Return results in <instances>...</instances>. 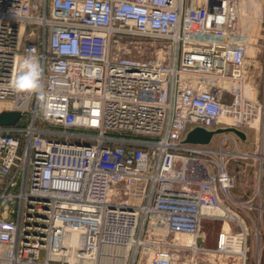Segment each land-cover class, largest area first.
Returning <instances> with one entry per match:
<instances>
[{
  "label": "built area",
  "instance_id": "built-area-1",
  "mask_svg": "<svg viewBox=\"0 0 264 264\" xmlns=\"http://www.w3.org/2000/svg\"><path fill=\"white\" fill-rule=\"evenodd\" d=\"M238 34V0H0V112L20 111L0 125V264H261L263 141L258 201L232 195L243 129L264 127ZM33 55L41 90L17 92ZM196 126L245 137L184 142Z\"/></svg>",
  "mask_w": 264,
  "mask_h": 264
},
{
  "label": "rangeland",
  "instance_id": "rangeland-1",
  "mask_svg": "<svg viewBox=\"0 0 264 264\" xmlns=\"http://www.w3.org/2000/svg\"><path fill=\"white\" fill-rule=\"evenodd\" d=\"M257 7L254 12L247 10V13L243 12L246 7L244 0H239V10L240 16H242L243 27H239L240 32H245L247 34L246 38L249 40L247 61L245 69L249 75L250 82H258V76L264 74V43L262 42L263 27L261 22V17L264 12V0H256ZM245 30V31H244ZM149 40L137 39L133 43L134 53L141 57H150L154 46H151ZM158 44V43H157ZM159 45V44H158ZM152 49V50H151ZM252 59L253 61H251ZM246 132V140L238 141V148L241 150L248 151L251 156L244 158H237L233 163L232 170L236 174L237 182L236 186L232 191V195L235 199H244L249 196L255 195L253 201L257 202L258 197L255 190V183L257 177V170L259 167V159L256 156L261 150L262 141L264 144V127H259V130L255 128H244ZM263 133V136H262ZM216 138H214L215 140ZM262 139V140H261ZM212 144H216L214 141ZM264 150V147H263ZM264 183V174H263ZM262 202L264 205V186H262ZM231 208L238 210L235 206L231 205ZM220 222L205 221L201 226L200 242L205 246H213L215 241V236L220 229ZM260 242H264V229H261ZM40 258H43V253L41 252ZM251 261H249V264ZM261 264H264V248L262 249Z\"/></svg>",
  "mask_w": 264,
  "mask_h": 264
},
{
  "label": "clouds",
  "instance_id": "clouds-1",
  "mask_svg": "<svg viewBox=\"0 0 264 264\" xmlns=\"http://www.w3.org/2000/svg\"><path fill=\"white\" fill-rule=\"evenodd\" d=\"M21 71L12 82L17 92H39L41 90L42 67L36 56H26Z\"/></svg>",
  "mask_w": 264,
  "mask_h": 264
},
{
  "label": "water",
  "instance_id": "water-1",
  "mask_svg": "<svg viewBox=\"0 0 264 264\" xmlns=\"http://www.w3.org/2000/svg\"><path fill=\"white\" fill-rule=\"evenodd\" d=\"M20 116V111L18 110H4L0 112V125H10L15 124ZM231 131L244 139L245 133L235 127L217 128L215 130H207L203 127L196 126L187 131L184 138V142L191 143H208L210 138L214 133Z\"/></svg>",
  "mask_w": 264,
  "mask_h": 264
},
{
  "label": "bare ground",
  "instance_id": "bare-ground-1",
  "mask_svg": "<svg viewBox=\"0 0 264 264\" xmlns=\"http://www.w3.org/2000/svg\"><path fill=\"white\" fill-rule=\"evenodd\" d=\"M245 4H246V7L243 9V12L244 13H247V10H249L251 13L254 12L256 10V7H257V3L255 2H252L251 0H244ZM238 4H239V0H238ZM238 16H239V27H243V21H242V16H240V10H239V6H238ZM245 31V30H244ZM238 38H236V40H238L239 38H243V39H246V36L247 34L245 32H240V29H239V34H238ZM224 228L226 229L228 227V224L225 222L223 224ZM69 242L71 243H75L76 240H75V237H70L69 239Z\"/></svg>",
  "mask_w": 264,
  "mask_h": 264
},
{
  "label": "crops",
  "instance_id": "crops-1",
  "mask_svg": "<svg viewBox=\"0 0 264 264\" xmlns=\"http://www.w3.org/2000/svg\"><path fill=\"white\" fill-rule=\"evenodd\" d=\"M251 1L254 2V3L256 2V0H251Z\"/></svg>",
  "mask_w": 264,
  "mask_h": 264
}]
</instances>
